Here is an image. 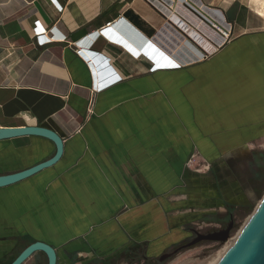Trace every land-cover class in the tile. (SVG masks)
<instances>
[{
  "label": "crops",
  "instance_id": "0c3cea01",
  "mask_svg": "<svg viewBox=\"0 0 264 264\" xmlns=\"http://www.w3.org/2000/svg\"><path fill=\"white\" fill-rule=\"evenodd\" d=\"M196 2L164 14L146 0H0V127L64 139L57 163L0 187V246L158 256L188 223L249 201L235 158L264 146V0ZM213 20L231 30L217 48ZM109 23L123 42L98 33ZM104 57L122 79L97 92ZM55 152L43 136L1 139L0 174Z\"/></svg>",
  "mask_w": 264,
  "mask_h": 264
},
{
  "label": "water",
  "instance_id": "95a60500",
  "mask_svg": "<svg viewBox=\"0 0 264 264\" xmlns=\"http://www.w3.org/2000/svg\"><path fill=\"white\" fill-rule=\"evenodd\" d=\"M21 135L46 137L55 143L56 152L49 159L29 168L13 173L0 174V187L19 182L54 165L63 155L64 139L49 127L40 125L0 127V140ZM215 234L205 235L204 238H216L226 241L230 237L229 231H226L221 237H215ZM38 251H42L47 255L48 264H59L56 248L43 240H35L29 243L10 264H24L26 260ZM216 264H264V196L240 229L233 243Z\"/></svg>",
  "mask_w": 264,
  "mask_h": 264
},
{
  "label": "rangeland",
  "instance_id": "374dc122",
  "mask_svg": "<svg viewBox=\"0 0 264 264\" xmlns=\"http://www.w3.org/2000/svg\"><path fill=\"white\" fill-rule=\"evenodd\" d=\"M235 160L236 163L241 166L238 168L237 172L238 179L240 180V184L245 188L246 192L249 194L250 198L247 203L239 204V206H241V210L237 214L235 227L231 231L230 237L226 241L216 243L209 242L206 240L198 242L192 247L178 251L172 257L166 259L163 263L156 262V264H213L220 257V255L225 252L229 240L234 239L237 236L240 229L246 223V221L251 216L258 203L264 196V146H255V148L252 150V152L249 153V155L239 156L235 158ZM224 220H227L225 211L221 212L217 210L215 213L207 214L205 221L199 223V225L204 226V229H209L210 226L219 225L221 222L223 223ZM191 225L197 226L198 224ZM27 242L28 241L20 240L16 244H14L13 247H15L14 249L16 250H21L23 246L27 244ZM179 243L173 245L172 249ZM6 245V247L0 246V264H8L13 258L12 253L4 255V253L11 249L7 248L9 247L7 243ZM118 256L120 255L118 254ZM37 257L38 256L30 257L24 262V264H47V259L44 254H40L42 260L40 261L41 263H36ZM95 258H100L105 262L111 261V264H128L127 261L122 259L121 257H119L115 262H113L112 260H108L109 258H111L109 256H97ZM95 258H92V256L82 257V255H79L77 253L68 254V259H65L61 254L58 255L59 264H87V262Z\"/></svg>",
  "mask_w": 264,
  "mask_h": 264
},
{
  "label": "flooded vegetation",
  "instance_id": "af4514ba",
  "mask_svg": "<svg viewBox=\"0 0 264 264\" xmlns=\"http://www.w3.org/2000/svg\"><path fill=\"white\" fill-rule=\"evenodd\" d=\"M226 207L227 208H226L225 214L227 216V220H224L223 223L221 222L219 225L210 226L209 229H204V226H200V225L193 226L191 225V223H188V225L186 226V229L189 232V235L184 240H182L178 245L174 246L173 249H172L173 247L172 246L158 256L147 255L146 247L144 245L134 243L128 246L122 253H120L119 254L120 256L116 255L114 257L109 258L108 260H112L113 262H115L119 257H121L122 259L126 260L128 264H134V263H137V264H140V263L141 264H154L155 263L156 264V262L163 263L166 259H169L170 257H172L178 251L185 249V248L192 247L198 242L205 241V240L209 242H213V243L221 242V239H216V238L206 239L204 237L205 235L215 234V233H216L215 237H221L223 234H225L226 231H229V234L231 235V231L235 227L236 217H237V214L241 210L240 208L241 206L236 205L230 201H227ZM7 248L8 249L11 248V249L7 251L6 253H4V255L10 254V253L15 254L17 251L19 254L22 250V249L16 250L14 249L15 247H7ZM40 254H44V256L47 259V255L44 252L38 251L32 255L33 257L38 256L36 263L42 261ZM108 262L110 263L111 261H108ZM47 264H48V259H47Z\"/></svg>",
  "mask_w": 264,
  "mask_h": 264
},
{
  "label": "built area",
  "instance_id": "2783aa9c",
  "mask_svg": "<svg viewBox=\"0 0 264 264\" xmlns=\"http://www.w3.org/2000/svg\"><path fill=\"white\" fill-rule=\"evenodd\" d=\"M148 3H150L152 6H154L155 8H157L158 10L162 11V13L166 14L168 11L172 12V10H170L178 1H181L183 4H185L186 6L190 7V8H193V7H198L197 5V2L196 0H146ZM212 26L217 29L220 33V39L219 40H214L213 43V46L215 48L221 46L222 44H224L225 42H227L231 36V30L229 27H225V26H222L218 21L216 20H213L212 22ZM40 31H43V28L40 27ZM114 30L113 28H110V23L108 24V27H102L100 29V31L98 32L99 34L101 35H106L108 36L109 38H111L112 40L114 41H117V42H123L124 40L121 39L119 36H117L116 33H112ZM123 40V41H122ZM132 51V53L137 56L138 55V52L140 53V51H137L135 49H130ZM144 55L146 57H155L154 55H152L151 53L148 54L146 53L145 51H143ZM91 55V54H90ZM88 54V56H90ZM142 54L140 53V56ZM142 55V56H144ZM160 57H163V56H160ZM103 59V58H102ZM105 60H103V65H106V69H109V74L110 76H108V78L106 79L107 81H105L104 83H102L99 87L97 86H94V90L99 92L101 90H103L104 87L106 86H111V85H114L116 83L119 82V79H120V76L109 66L107 65L109 63V60L104 57ZM162 63L165 62L163 65L162 64H159V65H156L153 63V65H151V68L150 70L151 71H156V70H159V69H166L168 67H173L174 65L173 64H170L169 62L170 61H167L166 59H164V61H161ZM178 65H181V63H179ZM176 66V65H175Z\"/></svg>",
  "mask_w": 264,
  "mask_h": 264
},
{
  "label": "trees",
  "instance_id": "16d2710c",
  "mask_svg": "<svg viewBox=\"0 0 264 264\" xmlns=\"http://www.w3.org/2000/svg\"><path fill=\"white\" fill-rule=\"evenodd\" d=\"M31 242H33V241H28L27 244L23 246V248H24L25 246H27V245H28L29 243H31ZM23 248H22V249H23ZM17 254H18V251H17L15 254H13V258H12V259H14L15 256H16ZM12 259H11V261H12ZM104 260H105V259H104ZM11 261H10L8 264H10ZM87 264H111V263H109L108 261L105 262V261H103V260L100 259V258H95V259H93V260L87 262Z\"/></svg>",
  "mask_w": 264,
  "mask_h": 264
},
{
  "label": "clouds",
  "instance_id": "9594fccd",
  "mask_svg": "<svg viewBox=\"0 0 264 264\" xmlns=\"http://www.w3.org/2000/svg\"><path fill=\"white\" fill-rule=\"evenodd\" d=\"M118 75L120 76V79H119V81H120L122 79V76L119 73H118ZM98 78H99V76L97 77V75H96V79H94L95 80L94 86H97V87H99L102 83H104L106 81L105 79L99 81ZM107 87L108 86L104 87L103 89H105Z\"/></svg>",
  "mask_w": 264,
  "mask_h": 264
},
{
  "label": "bare ground",
  "instance_id": "6f19581e",
  "mask_svg": "<svg viewBox=\"0 0 264 264\" xmlns=\"http://www.w3.org/2000/svg\"><path fill=\"white\" fill-rule=\"evenodd\" d=\"M148 46V45H147ZM150 47V46H149ZM146 52V51H145ZM172 67V66H171ZM235 239V238H234ZM234 239H230L229 240V242H228V244H227V247H226V250L229 248V246L233 243V241H234ZM225 250V251H226ZM224 254V252L220 255V257L216 260V262L215 263H213V264H216L217 262H218V260L222 257V255Z\"/></svg>",
  "mask_w": 264,
  "mask_h": 264
}]
</instances>
